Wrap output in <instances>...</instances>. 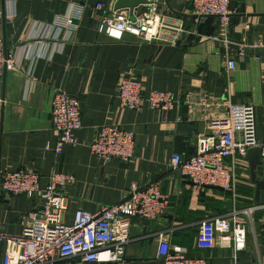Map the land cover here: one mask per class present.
I'll return each mask as SVG.
<instances>
[{"label": "crops", "instance_id": "crops-1", "mask_svg": "<svg viewBox=\"0 0 264 264\" xmlns=\"http://www.w3.org/2000/svg\"><path fill=\"white\" fill-rule=\"evenodd\" d=\"M149 1L136 13L151 7L166 28L153 41L127 34L118 42L98 32L115 11L112 0H0V35L20 63L0 74V231L20 236L35 205L3 192L10 172L37 171L44 184L56 172L72 175L74 183L63 192L68 223L78 210L97 213L121 203L132 187L154 182L168 197L166 213L157 220L133 219L131 242L117 264H163L157 258L162 233L189 257L209 264H264V205L256 203L247 158L229 159L237 173L230 190L198 188L171 166L175 155L197 154L199 139L210 134L208 122L223 117L230 104L255 108L264 142V0H233L227 23L195 17L191 0ZM75 9L81 13L75 33H50ZM124 77L140 81L146 92L171 93L175 108L165 113L147 102L138 111L122 108L116 90ZM57 91L78 97L82 112L78 144L67 145L61 155L52 122ZM104 126L134 133V159L105 163L91 152ZM256 179L264 181L261 166ZM232 215L247 223L246 248L236 251L218 241L211 250L198 249L201 224Z\"/></svg>", "mask_w": 264, "mask_h": 264}, {"label": "built area", "instance_id": "built-area-1", "mask_svg": "<svg viewBox=\"0 0 264 264\" xmlns=\"http://www.w3.org/2000/svg\"><path fill=\"white\" fill-rule=\"evenodd\" d=\"M117 2L112 0L113 4ZM232 2L191 0V5L195 17L213 16L227 23ZM80 15V11L75 9L70 16L58 19L50 27V33L63 30L75 33ZM134 16L133 21L127 10L114 11L111 17L100 22L98 32L118 42L123 41L127 34L153 41L159 37V31L166 28L151 7ZM53 39L58 41L57 37ZM33 64L32 61L31 66ZM19 65L16 57L5 51L0 35V74ZM228 67L234 70L235 61L230 59ZM116 97L122 108L131 111H138L143 102L165 113L175 108L171 93L146 92L141 82L133 77L119 81ZM52 122L59 136L56 153L61 155L67 145L78 144L76 134L82 129L79 98L57 91L52 100ZM208 128L210 134L199 139L196 155L173 157L171 166L175 172L198 188L230 190L236 184L237 173L235 169H229V159L236 156L247 158L250 150L259 149L264 177V142L258 138L257 114L253 106L230 104L223 117L208 122ZM89 148L105 163L117 159L131 161L135 157V135L122 127L104 126ZM74 181L72 175L56 172L44 184L37 171L28 169L4 176V193L26 196L35 205L27 214V224L20 236L0 231V264H117L131 242L133 219L157 220L165 215L168 208V197L153 182L144 188L132 187L121 203L104 207L97 213L78 210L72 223H68L65 221L67 201L63 192ZM247 232V223L236 215L209 219L201 224L197 247L211 250L220 241L224 247L233 246L236 251H243L247 245ZM158 243L157 258L163 264H209L204 257H189L188 250L172 245L165 233L159 234Z\"/></svg>", "mask_w": 264, "mask_h": 264}, {"label": "water", "instance_id": "water-1", "mask_svg": "<svg viewBox=\"0 0 264 264\" xmlns=\"http://www.w3.org/2000/svg\"><path fill=\"white\" fill-rule=\"evenodd\" d=\"M149 0H118L115 4V11L128 10L130 11L131 18L135 20V12L140 6L150 5ZM6 51V47H5ZM6 74V71H5ZM247 160L251 163V172L253 176V182L256 185V203L264 205V181L256 179V172L261 166V152L259 149H252L249 151ZM1 184V179H0Z\"/></svg>", "mask_w": 264, "mask_h": 264}, {"label": "bare ground", "instance_id": "bare-ground-1", "mask_svg": "<svg viewBox=\"0 0 264 264\" xmlns=\"http://www.w3.org/2000/svg\"><path fill=\"white\" fill-rule=\"evenodd\" d=\"M161 33V32H160ZM162 35V34H161Z\"/></svg>", "mask_w": 264, "mask_h": 264}]
</instances>
